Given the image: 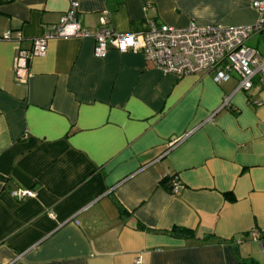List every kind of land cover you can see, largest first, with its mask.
Returning <instances> with one entry per match:
<instances>
[{
    "label": "crops",
    "instance_id": "1",
    "mask_svg": "<svg viewBox=\"0 0 264 264\" xmlns=\"http://www.w3.org/2000/svg\"><path fill=\"white\" fill-rule=\"evenodd\" d=\"M75 1L90 31L104 12L118 33L147 20L230 28L261 17L253 0ZM69 4L0 0V37L10 32L0 39V262L264 264L247 237L264 233V73L235 91V76L177 78L140 53L97 57L93 38L69 37L49 40L18 82L16 48ZM248 45L264 57V30ZM173 137L182 139L169 147ZM18 188L35 196L18 200Z\"/></svg>",
    "mask_w": 264,
    "mask_h": 264
},
{
    "label": "built area",
    "instance_id": "2",
    "mask_svg": "<svg viewBox=\"0 0 264 264\" xmlns=\"http://www.w3.org/2000/svg\"><path fill=\"white\" fill-rule=\"evenodd\" d=\"M252 7L261 17L251 26L229 28L190 22L185 28L177 29L147 20L143 30L118 33L108 26L109 19L106 12L99 16L96 30L90 31L85 28L76 17L78 3L70 0L67 11L55 24L50 25L41 36L33 38L29 46L16 48L14 76L21 83L27 80L30 75L31 59L44 56L49 40L91 37L94 39V55L97 57L104 56L109 48L119 52L140 53L146 62L163 73L173 74L177 78L211 73L212 80L219 84L235 76L237 79L235 91H247L252 87L253 78L264 73V57L248 45L251 37L264 30V0H253ZM9 37L10 32L6 31L0 39H9ZM228 104L229 98L224 97L215 112L227 107ZM189 133L190 131L186 135ZM182 137H173L169 147L177 144ZM171 184V192H176L179 182L174 179ZM10 194L18 200H23L34 197L35 191L18 188L12 190ZM247 237L259 242L264 249V233L251 230L247 233ZM242 241L241 237L236 243ZM135 263L140 264V258H137Z\"/></svg>",
    "mask_w": 264,
    "mask_h": 264
},
{
    "label": "trees",
    "instance_id": "3",
    "mask_svg": "<svg viewBox=\"0 0 264 264\" xmlns=\"http://www.w3.org/2000/svg\"><path fill=\"white\" fill-rule=\"evenodd\" d=\"M161 184L166 190L171 191L172 184L171 181H169V178H163L161 180ZM240 264H259V263L252 260H248V261L245 260V261H240Z\"/></svg>",
    "mask_w": 264,
    "mask_h": 264
}]
</instances>
